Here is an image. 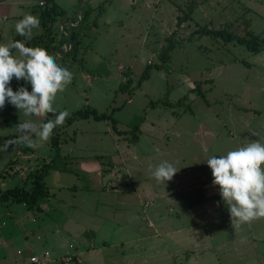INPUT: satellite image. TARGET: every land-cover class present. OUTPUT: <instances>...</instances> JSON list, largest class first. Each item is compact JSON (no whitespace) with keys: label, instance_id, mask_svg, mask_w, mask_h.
<instances>
[{"label":"rangeland","instance_id":"obj_1","mask_svg":"<svg viewBox=\"0 0 264 264\" xmlns=\"http://www.w3.org/2000/svg\"><path fill=\"white\" fill-rule=\"evenodd\" d=\"M21 1L25 8L17 10L37 16L40 26L33 29L31 40L25 37L18 40L26 46L45 48L49 54L55 53L51 43L60 44L61 35L66 45L60 56H54L58 64L73 73V79L57 94L54 102L57 111L71 114L82 107L112 111L115 124L92 117L70 124L65 121L57 126L60 140L57 155L50 139L35 148L12 143L4 150L5 144L20 135L17 128L20 122L42 123L46 116H26L8 102L0 109V193L16 186L29 188L32 174L45 163L49 165L43 178L49 194L39 200L41 210L10 199L0 202V264H14L15 260L23 259L20 253L28 243L32 248L54 245L55 242L49 241L57 239L63 231L68 237V231L71 235L76 232L78 239L86 242L88 237L82 230L100 228L97 236L105 237L102 229L111 224L112 208L105 203L103 192L89 188L85 168L96 165L101 157H109L117 148L134 150L139 163V167H134V175L154 193H160L161 189L166 195L174 190L176 180L187 179L190 185V177H213L206 161L209 157L225 155L251 141L264 142V48L253 52L236 40L191 34L196 28L207 26L226 28L247 37H264V0H134V3L124 0L121 6L115 2L110 5V0H93L90 4L87 3L90 0H55L65 10V16L51 19V28L47 27L51 21L46 26L42 23L45 6L39 5L40 0ZM147 1L153 6L146 7ZM190 7L193 12L178 25L177 17ZM78 13L82 21L78 28L71 27L77 33L69 40L70 29L66 32L58 29V25L66 17L77 18ZM6 35L0 34L1 42ZM168 37L172 38L173 46L167 60L162 62L160 53L169 44ZM12 51L16 54L15 49ZM147 67L148 76L141 79ZM9 86L14 91L28 86L31 91L29 82L15 77ZM237 104L256 111L240 110ZM135 125L142 130L136 132H140L138 141L132 140ZM123 131L129 133L120 136ZM115 143L119 144L115 147ZM163 160L173 163L178 172L171 181L158 183L150 167L154 169ZM186 206L185 203L180 206L178 216L166 218L167 224L189 225ZM52 225L59 226L58 234ZM227 237H231L228 231ZM229 239L220 241L217 250L220 264H235L228 261L234 257L227 252L233 254L232 247L237 242ZM95 242L102 241L95 239ZM182 242L178 237L174 261L163 253L164 257L157 255V260L146 264H190V249L183 247L189 242ZM247 248L245 259L249 264L258 257L264 261L261 243L257 249ZM256 250H260L259 256L254 254ZM57 251L63 255L66 249ZM67 255L74 257L70 264H82L73 251L61 256L59 264ZM83 260L86 264L87 257Z\"/></svg>","mask_w":264,"mask_h":264},{"label":"crops","instance_id":"obj_2","mask_svg":"<svg viewBox=\"0 0 264 264\" xmlns=\"http://www.w3.org/2000/svg\"><path fill=\"white\" fill-rule=\"evenodd\" d=\"M52 1L59 9L64 10L55 0ZM91 2L93 0L87 1L89 4ZM109 2L110 5L115 2L116 6L125 4L124 0H110ZM132 2L134 3V0ZM144 5L146 7L153 6L151 1L145 2ZM156 5L155 2L154 7H157ZM17 7L23 10L25 8L23 1L0 0V34H7L5 40L2 39L0 43L12 41L14 36L18 34L15 31V20L22 19L25 12L18 11ZM63 14H65V10L59 15L63 17L65 16ZM41 16H43L42 13ZM81 16L78 13L75 19L66 17L67 20L59 23L58 29H63L66 32L70 29L71 32L67 33L68 36L71 33L76 34L77 31L72 28L79 27L82 21ZM42 20L43 25L46 26L48 21L44 23L43 17ZM113 20L115 23L116 19ZM51 25L52 21L50 28ZM67 28L69 29L67 30ZM46 32L50 33V29ZM50 35L52 34L50 33ZM58 40L62 44H57L55 41L51 43L55 52L52 55L60 56V50L66 48V45L63 44L62 35ZM237 105L240 106V110L246 112L251 111V109L256 111V108L251 106ZM139 130L142 131L140 128ZM138 134L140 135V132ZM118 144L115 143V147ZM103 158L98 159L96 165L86 167L88 170L85 166L84 168L88 177L87 183L90 184L88 185L89 188L103 192L107 199L105 203L109 205V208H112L109 211L111 224L107 228L104 227L106 229H102L105 232L103 233L105 237L102 234L97 236V233L101 231L100 228L89 229L85 227L82 232L85 233L84 235L88 237V240L83 242L82 238L78 239L76 232L71 235L68 231V237L64 231L62 234H58L59 226L52 225L54 231H57L58 240L51 238L52 241L49 242H55V244L48 247L32 248V244L28 243L26 249H22L21 253L19 250L23 259L15 260L14 264H59V258L72 251L81 258L82 264H85L84 256L87 257L86 264H135L139 255L142 261L137 263L146 264L149 260H157V255L161 258V256L167 255L166 253H168V259L174 261L178 252L175 253L173 250L177 249L178 237L183 240L182 244L189 242L183 247L190 249V264H220L221 260L217 250L221 242H225L229 238V240H236L237 243L232 247L233 254L230 250L229 252L226 251L231 257H234L228 261H234L235 264H249L250 261L245 259V254L249 250L247 247L257 249L259 243L264 246V218L262 221L259 219L245 223L236 231L232 225L228 206L220 195L219 186L214 185L213 177L209 175L199 176L200 178L190 177V185L186 182L187 179L176 180L174 190L165 195L161 189L160 193H154L150 186L140 182L141 179L134 175L136 169L134 167L137 165L139 167L138 155L134 150L124 149V147L120 150L117 148L109 157ZM87 163L89 162H83V164ZM119 168L124 171L119 172ZM160 199L163 202H160ZM184 203L187 205V209H190V211L182 209L186 215L190 216V224L178 226L167 224L166 218H174V216H178V212L181 214L179 210L182 207L180 206ZM163 204L169 211H164ZM258 223H263V225L258 227ZM227 231L230 232L231 237H227ZM95 239H100L102 242L97 244ZM242 239L243 243L241 242ZM107 240L109 241L106 242ZM58 243L64 245H58ZM106 246H109L110 249H107ZM65 249L66 252L63 255L57 251ZM255 252L254 254L257 256L260 255V250ZM31 256H37L38 261L31 262ZM256 263L264 264V261L258 257L253 262V264Z\"/></svg>","mask_w":264,"mask_h":264},{"label":"clouds","instance_id":"obj_3","mask_svg":"<svg viewBox=\"0 0 264 264\" xmlns=\"http://www.w3.org/2000/svg\"><path fill=\"white\" fill-rule=\"evenodd\" d=\"M39 26V18L26 13L16 22L15 31L31 40L33 29ZM13 49L16 54H13ZM13 77L29 82L31 91L27 87L14 91L9 86ZM72 79L73 73L58 64L56 57L45 48L26 46L20 40L0 43V109L8 102L26 116L55 114L54 119L43 123L32 120L20 122L17 125L20 135L15 141L5 144L4 150L12 143L35 148L50 139L53 130L63 125L70 115L66 110L57 113L54 102L57 94L63 92ZM206 161L236 231L245 223L264 218V142L251 141L225 155H213ZM150 171L158 183L171 181L178 172L168 160H163L154 169L150 167Z\"/></svg>","mask_w":264,"mask_h":264},{"label":"trees","instance_id":"obj_4","mask_svg":"<svg viewBox=\"0 0 264 264\" xmlns=\"http://www.w3.org/2000/svg\"><path fill=\"white\" fill-rule=\"evenodd\" d=\"M63 12H64V10L59 9L54 4V2L52 0H47L45 8L42 10L41 13L43 15L42 17L44 18V23H46L48 20L54 19L57 15H59ZM192 12H193V8L190 7V9L188 11H186V13L183 16L182 15L178 16L177 17V24L179 25L182 22L186 21V19L191 15ZM47 30H49V29H47ZM175 33H176V31H174V34ZM202 33L212 34L215 37H220L224 41L236 40L237 42L244 44L250 51H253V52H258L262 48H264V37H261L258 35L247 37L244 35L243 36L237 35L236 33H233L226 28H211V27H207V26L198 27L191 34L193 35V34H202ZM74 35H75V33H72L71 35H69L68 36L69 40H72L74 38ZM22 37L23 36H20L19 34H17L14 36L12 41L18 40ZM167 39H170V40H168L169 44H167L166 47H163L164 49L160 53V59H161L160 61H162V62L167 60V58L169 57L168 51L173 46L172 38L168 37ZM60 44H62V43H60ZM70 48L71 49L74 48L73 42H71ZM148 69H149V67H147V69L144 71V73H142V75L140 76L141 79L142 78L144 79L148 76ZM27 88L29 89L28 86H27ZM194 88H197V85L194 86ZM199 94L202 97H204V95L201 92H199ZM58 112L59 111H57V113ZM54 117H55V114L48 113L46 115L45 119L43 120V122H47L48 120L54 119ZM89 117H92L95 120H110L113 123V126L115 124L113 116H112V111L109 113L106 111L99 112L96 109L91 108V107H82L78 110L73 111L66 118L65 121L70 124V123H74L78 120L89 118ZM138 129H139L138 125H135L133 127V129H132V133H133L132 140H136V141L138 140V135L136 134ZM129 131L131 132V130H129ZM129 131H123L122 133H120V135H127L129 133ZM50 143H51V146L57 152L56 153V155H57L58 150H59V145H60V140H59V136L57 133V127L53 130V133L50 137ZM48 169H49V165L45 163L44 165L41 166V169L39 171L33 173L31 185L27 189H25L24 187L22 188V187H17V186L5 189L3 192L0 193V202L10 199L14 202H22L28 208L36 207L37 209H40V207L38 205L39 200L49 194V190H48V188L45 185L44 180H43Z\"/></svg>","mask_w":264,"mask_h":264},{"label":"built area","instance_id":"obj_5","mask_svg":"<svg viewBox=\"0 0 264 264\" xmlns=\"http://www.w3.org/2000/svg\"><path fill=\"white\" fill-rule=\"evenodd\" d=\"M39 4H40L41 6L45 5V0H40V1H39ZM61 259H62V258H61ZM72 260H74L73 255H67V256L63 257V259H62V264H70V263L72 262ZM30 261H31V262H37V261H38L37 256H31V257H30ZM77 261L80 262L79 259H77Z\"/></svg>","mask_w":264,"mask_h":264}]
</instances>
